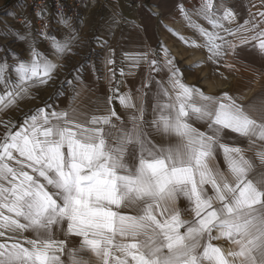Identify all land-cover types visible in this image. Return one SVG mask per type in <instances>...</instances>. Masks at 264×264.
<instances>
[{
	"label": "crops",
	"instance_id": "obj_1",
	"mask_svg": "<svg viewBox=\"0 0 264 264\" xmlns=\"http://www.w3.org/2000/svg\"><path fill=\"white\" fill-rule=\"evenodd\" d=\"M6 13L0 264H264V0Z\"/></svg>",
	"mask_w": 264,
	"mask_h": 264
},
{
	"label": "rangeland",
	"instance_id": "obj_2",
	"mask_svg": "<svg viewBox=\"0 0 264 264\" xmlns=\"http://www.w3.org/2000/svg\"><path fill=\"white\" fill-rule=\"evenodd\" d=\"M7 0H0V8H2L6 4ZM7 11H0V68L1 67H7V65H10L12 60L17 61L16 58L19 54L17 46H15V39L16 34L13 31L14 30V24L11 23L7 16ZM208 31V30H207ZM196 33H192L190 37L185 39V41H182V35L178 36L180 38L179 42H175L174 44V52L177 53L179 56V60H177L180 65H183V63H187L189 60L185 57L187 56V52H183V48L187 47L188 45H194L196 48H199L200 44V38L196 35ZM185 43V45H184ZM204 47V44L202 45ZM211 47L212 45H207V47ZM207 51H214V50H207ZM185 58L188 61H183L180 59ZM209 62V61H208ZM10 63V64H9ZM178 63V64H179ZM16 66V64L14 65ZM196 66V65H195ZM193 67V66H192ZM188 69L193 70L191 67L188 66Z\"/></svg>",
	"mask_w": 264,
	"mask_h": 264
},
{
	"label": "built area",
	"instance_id": "obj_3",
	"mask_svg": "<svg viewBox=\"0 0 264 264\" xmlns=\"http://www.w3.org/2000/svg\"><path fill=\"white\" fill-rule=\"evenodd\" d=\"M31 11L38 15V25L42 26L43 17L39 16L43 9L49 7L56 14H65L78 21L82 17L84 0H28Z\"/></svg>",
	"mask_w": 264,
	"mask_h": 264
},
{
	"label": "trees",
	"instance_id": "obj_4",
	"mask_svg": "<svg viewBox=\"0 0 264 264\" xmlns=\"http://www.w3.org/2000/svg\"><path fill=\"white\" fill-rule=\"evenodd\" d=\"M18 0H8L6 4L0 8V11H8Z\"/></svg>",
	"mask_w": 264,
	"mask_h": 264
}]
</instances>
